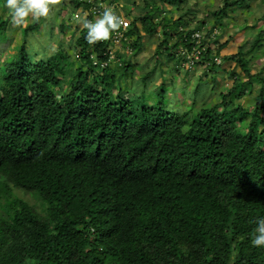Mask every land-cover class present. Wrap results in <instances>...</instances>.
<instances>
[{
	"label": "trees",
	"instance_id": "obj_1",
	"mask_svg": "<svg viewBox=\"0 0 264 264\" xmlns=\"http://www.w3.org/2000/svg\"><path fill=\"white\" fill-rule=\"evenodd\" d=\"M97 1L62 0L80 20L78 65L64 50L30 54L27 35L39 21L21 30L13 49L10 14L0 16V264H264V246L250 243L264 216V66L257 73L250 66L264 54V29L229 55H221L228 39L219 44L214 32L251 0H223L194 22L200 0H142L138 13L129 0L111 2L129 20L123 47L160 37L134 92L138 82L121 81L138 63L112 51L114 30L91 45L85 39L84 21L106 9ZM180 46L200 49L196 64L205 66L186 94L162 66L189 75L194 66H185ZM92 52L106 68L94 66ZM216 56L238 62L248 78L231 67L232 84L200 102L209 93L205 77L217 76ZM248 95L256 99L251 110L241 101Z\"/></svg>",
	"mask_w": 264,
	"mask_h": 264
},
{
	"label": "rangeland",
	"instance_id": "obj_2",
	"mask_svg": "<svg viewBox=\"0 0 264 264\" xmlns=\"http://www.w3.org/2000/svg\"><path fill=\"white\" fill-rule=\"evenodd\" d=\"M138 2L139 6L132 5L133 12L135 13L140 12V8L142 11L143 8L142 0H138ZM189 2L190 4H192L194 3V0H189ZM222 3L223 0L198 1V6H203V9L200 12L192 15L193 22L195 21V18L197 16L204 15L207 9L222 5ZM250 4L252 5L251 9L244 8L245 10L243 12L242 9H239V12L235 16V18L227 16L224 19V22H228L225 27L221 26L218 27V29L214 30V32L217 31L216 36L218 37L217 40H219V44L225 42L228 39V44L221 50V55L235 54L241 49L246 51V49L250 47L251 42H253L254 37L258 34V31L264 29V18L255 22L256 18H258L264 12V4L261 2V0H251ZM174 12L175 14H177L180 11H178V9H175ZM0 16L9 17V10H7V7H5V5H0ZM245 16L247 17V19H245ZM34 21H39V28L37 30L35 29L33 34H30L29 36L27 35V41L29 43L28 50L30 54L33 55V57L47 58L48 55L50 56L52 54H56L60 50H64L71 55L70 58L68 57L69 63H73L74 65H78L80 63V60L75 57V43L79 35L78 24L80 20L76 19L74 16H70L62 0H58L57 4L50 6V10L47 16L37 18L29 14L22 22V25L26 26L27 24ZM211 23L212 22L209 21V24ZM9 27L10 28L8 32L15 40L13 42V46H16L23 40L21 29L19 27V24H14L12 22L10 23ZM158 38L160 37L155 34L154 36L150 37V39L153 40L147 42L145 41V43H143L140 48L134 49L130 53L127 52V54L130 56V60L134 63H138V65L136 66L137 68L135 71V76L132 77L129 74L128 77L124 76V79L121 81V84L124 86H130L133 85L134 82H138L136 88V85L134 84L133 89H129L130 92H134V90L139 91L143 87V85L139 82L142 74L145 72L144 70L150 68L151 64L155 62V58L157 56V45L159 43ZM215 47L216 44L212 43V48ZM11 49L12 48H9V50ZM124 52L126 51L124 50V48H122L120 53ZM252 53L253 52H251L249 55H251ZM115 62L116 61L112 62V65H114ZM162 66L164 68L168 67L169 72H174L175 79H180L179 81H181V83H176L178 86H182L184 83L183 90H187L185 94L191 91L193 85H195L197 81L198 76L201 74L202 70L205 67L204 63L195 65L193 69L189 71V75L187 76L186 69H182L180 73H177V71L174 70L173 65L167 66L166 63H163ZM250 66L252 73L260 72L261 68L264 66V54L256 56ZM231 67H233V70H235L236 73L240 75V78L242 80H246L248 78L245 70L238 62L230 65L229 61H227L225 62V65H218L215 69V72L217 74L215 78L213 74L205 77L206 79L202 85V88L206 89V91L209 93H203L200 97V102L203 100H205L206 102L215 101L216 97H218V92L215 91L221 88L226 90L227 86H230L232 84L234 77L230 76L231 74H229V72L232 70ZM147 81L148 80H146V82ZM214 82L216 83L215 87H210L209 84ZM148 83H150V81H148ZM65 89L67 91L66 93H68V91L70 90L68 86H66ZM181 93H179L180 96L182 95ZM170 94V96L173 97V94ZM242 100L244 105L249 110H251L256 99L254 96L248 95L244 96L241 101ZM184 101L186 102V104H189V99L184 98ZM19 193L22 197L34 201L33 196L29 192L19 190Z\"/></svg>",
	"mask_w": 264,
	"mask_h": 264
},
{
	"label": "clouds",
	"instance_id": "obj_3",
	"mask_svg": "<svg viewBox=\"0 0 264 264\" xmlns=\"http://www.w3.org/2000/svg\"><path fill=\"white\" fill-rule=\"evenodd\" d=\"M100 1L104 2V5H101V6L106 8L103 11L102 17L100 19L96 18L95 20H92V22L87 21V20L84 21V27L87 28V33H86L85 39L87 40V42L90 45L96 43L97 41L108 39L110 31L111 30H117L120 27V25H121V19L120 18H125L124 16H122L120 14L119 10L113 9V5H111V2L116 1V0H98L97 2H100ZM57 3H58V0H4L5 7H7V9L9 10L11 22L14 24H19V27L21 30L25 27L22 25V22L25 20V18L29 14H31L33 17H37V18L47 16L49 13V10H50V6L55 5ZM131 3L132 2H130V0H129L130 9L133 11V6H135L136 4H134V3L131 4ZM142 5H143V3H142ZM94 14H95V12H94ZM86 15H87V11L85 12V14L83 16V19L86 17ZM95 15L99 16L100 14L96 13ZM29 24H27V25H29ZM9 28L10 27H8V30H9ZM122 31H123V36H121V38L118 42L115 41L114 35H113V40H114L115 44L113 45L112 51L117 50V52L120 53L122 48H124V50L126 52L130 53L134 49H132V47L130 46L131 44L128 42H127L126 47L122 46L121 42H123V40L128 39V36H126V34H125L126 29L122 30ZM196 32L201 33L199 30H196L194 33H192V36L198 38V36L195 35ZM8 34H9V32H8ZM12 40H13V42L15 41L13 39V37H12ZM201 40H202V33H201L200 41ZM200 41H198V39H196L195 40L196 45L199 44ZM13 42H12V45H13ZM16 47H17V45L13 46L12 48L16 49ZM184 49H186V48L183 46L179 47V51L181 53H184L183 52ZM194 50H192V51H194ZM92 54H95V52H92L91 55ZM91 55H90V57H91ZM76 56H78V54H76ZM216 58H218L219 60H217ZM115 59L116 58H114L112 62H114ZM91 60L93 63L92 57H91ZM215 61L218 65L225 64V62H222V59L220 56H216ZM189 62L190 61L186 62L185 64H186V66L191 67ZM195 65H198V64H196V62L192 64V66H195ZM94 66L99 67V68H106V66L101 67L100 65H95V64H94ZM250 235H251L250 243L253 246H264V216H260V217L256 218L255 229H254L253 233H251Z\"/></svg>",
	"mask_w": 264,
	"mask_h": 264
},
{
	"label": "built area",
	"instance_id": "obj_4",
	"mask_svg": "<svg viewBox=\"0 0 264 264\" xmlns=\"http://www.w3.org/2000/svg\"><path fill=\"white\" fill-rule=\"evenodd\" d=\"M99 4L100 5H104V2L100 1ZM95 13H100V9L96 8ZM120 19H121L120 27L117 30H114V39L117 42L120 40L121 36H123V31L122 30L127 29V27L129 26V21L127 19H125V18H120ZM195 35L198 36V38H199L198 41H200L201 33L196 32ZM183 52L187 53V56H188L189 61H190L189 63L193 64V63L196 62L194 60H197L200 57L201 50L200 49H195L194 51L187 52V49H184ZM111 53H112V51H111ZM113 56H114V54L112 53V57ZM91 57H92L93 63L95 65H100L101 67H105V66L108 65V61L107 60L99 59L95 54H92ZM216 59L219 60L218 58H216Z\"/></svg>",
	"mask_w": 264,
	"mask_h": 264
}]
</instances>
